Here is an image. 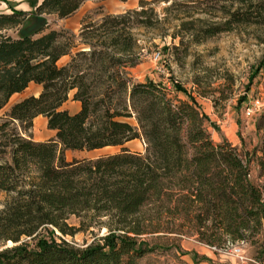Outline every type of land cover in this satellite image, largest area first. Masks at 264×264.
<instances>
[{"label":"trees","instance_id":"obj_1","mask_svg":"<svg viewBox=\"0 0 264 264\" xmlns=\"http://www.w3.org/2000/svg\"><path fill=\"white\" fill-rule=\"evenodd\" d=\"M85 1L41 0L35 13L62 19ZM236 1L242 4L234 6ZM251 1L231 0L222 21L194 26L207 21L191 8L211 14L202 0H140L136 8L104 13L97 21L84 18L77 35L45 27L12 37L3 30L22 24L28 14L0 13V110L30 82L41 86L37 96L14 102L0 118V242L16 243L0 250V264H140L152 249L136 236L153 222L188 226L214 248L246 241L263 228L264 180L250 178L249 158L210 139L209 118L191 96L173 100L164 87L135 81L128 72L144 49L136 30L172 39L185 30L199 42L249 21L251 8L259 6ZM161 2L166 5L159 13L155 4ZM65 55L69 61L60 65ZM173 88L185 92L176 83ZM70 92L80 103L74 113L61 108ZM39 115L54 137H31ZM134 139L143 140L144 152L128 148ZM107 147L118 151L65 156L67 150ZM263 159L264 148L262 177ZM93 223L107 229L97 242L77 247L56 239V231L73 235ZM254 259L264 262V238ZM202 261L209 259L193 264Z\"/></svg>","mask_w":264,"mask_h":264},{"label":"rangeland","instance_id":"obj_2","mask_svg":"<svg viewBox=\"0 0 264 264\" xmlns=\"http://www.w3.org/2000/svg\"><path fill=\"white\" fill-rule=\"evenodd\" d=\"M40 1L0 0V13L22 10L28 14L22 24L3 32L16 37L49 27L66 29L77 35L84 18L97 21L104 13H119L136 8L140 0H86L72 15L62 19L51 14H36L35 6ZM248 1L245 0V4ZM251 2L259 3V6L258 9L251 8L249 21L232 24L230 30L221 31L199 42H193L190 33L185 30L176 39L168 35L157 37L153 33L136 30L144 49L140 52L137 63L128 68V72L135 81L151 80L164 87L173 100H183L191 96L199 110L209 118L207 132L210 139L214 143L227 142L237 149L244 160L249 158L250 178L256 184H261L264 180L260 175L259 164L264 148V0ZM230 4L231 0H202V6L206 5L211 14H198V9L191 8L190 12L195 17H204L207 21L195 22L194 26L222 21V8L231 7ZM239 4L242 3L236 1L234 6ZM164 5V2L155 4L156 11L161 13ZM149 38L152 41L145 42ZM74 51L75 49L72 53ZM155 53H159L157 59H154ZM69 59L70 56L65 55L58 63L63 65ZM174 83L181 86L186 93L176 92ZM35 92L34 85L30 84L23 92L14 94L0 110V118L15 101ZM74 104L70 100L66 107L72 111L75 109ZM128 120L136 124L133 117ZM30 135L33 139L42 141L54 137V132L47 128L45 118L38 116L33 120ZM127 146L133 151L144 152L145 143L142 139H135ZM116 151L117 147L89 152L67 150L65 156L71 160L74 157H95ZM4 199V193H0V208ZM69 221L77 223L75 217H71ZM154 224L153 222L145 233L136 236L152 249L139 259L140 264H193L202 256L207 257L205 253L208 252L214 258L207 257L209 261H202L201 264H230L231 261L239 264H264L254 259L259 243L264 238V226L259 232L247 235L243 245L241 240L226 241L224 247L214 249L200 242L194 230L188 226L171 227L170 224L162 223L157 227ZM106 231L105 227L97 228L93 223L88 230L73 235H62L57 231L55 234L57 240L61 238L74 246L85 247L91 242H97ZM23 241L32 242L30 238L20 240ZM14 244L16 243L10 240L0 242V250ZM237 247L242 248L243 259L237 256Z\"/></svg>","mask_w":264,"mask_h":264},{"label":"crops","instance_id":"obj_3","mask_svg":"<svg viewBox=\"0 0 264 264\" xmlns=\"http://www.w3.org/2000/svg\"><path fill=\"white\" fill-rule=\"evenodd\" d=\"M30 84H33V85H34V89H35L36 92L33 93V94H29V95L37 96V95L39 94V92L41 91V86H40L39 84L34 83V82H30L29 85H30ZM29 85H28V86H29ZM23 91H24V90H23ZM23 91H22V92H23ZM20 93H21V92H20ZM72 93H73V92H70V94H69V99H68L66 102H64V103L62 104V106H61L62 109H67L70 113H74V112L78 111L79 108H80V103H79L78 101H75V100H72V99H71ZM15 94H17V93H15ZM13 95H14V94H13ZM13 95H12V96H13ZM12 96H11V97H12ZM26 96H28V95H26ZM26 96H24V97H26ZM22 98H23V97H22ZM22 98H21V99H22ZM18 100H20V99H18ZM18 100H17V101H18ZM70 100H71L72 102L75 103V104H74V105H75V109L72 110V111L69 110V109L66 107V103H67L68 101H70ZM15 102H16V101H15ZM39 116H42V115H39ZM37 117H38V116H37ZM42 117H44V116H42ZM44 118H45V121H47L46 117H44ZM49 130H50V129H49ZM51 131H53V130H51ZM53 132H54V131H53ZM134 140H135V139H134ZM131 141H133V140H131ZM131 141H129V142H131ZM129 142H127L126 145H127ZM99 150H100V149H99ZM92 151H96V150H92ZM78 152H81V151H78ZM86 152H89V151H86ZM209 248H212V247H209ZM210 252H211L212 254H215L214 251H213V252L210 251ZM205 255H206L207 257H209V259H213V258H214L211 254H209V252H208V253H205ZM230 264H239V263H237V262H232V261H231Z\"/></svg>","mask_w":264,"mask_h":264},{"label":"built area","instance_id":"obj_4","mask_svg":"<svg viewBox=\"0 0 264 264\" xmlns=\"http://www.w3.org/2000/svg\"><path fill=\"white\" fill-rule=\"evenodd\" d=\"M158 56H159V53H155L154 54V59H157ZM240 243H241V245H243L245 243V241L241 240ZM235 251H236L237 256H239V258H241V259L244 258V256L241 254L242 253V248L241 247H237Z\"/></svg>","mask_w":264,"mask_h":264}]
</instances>
